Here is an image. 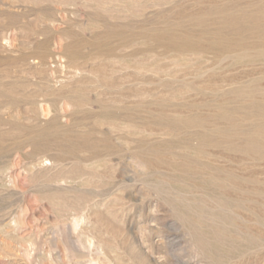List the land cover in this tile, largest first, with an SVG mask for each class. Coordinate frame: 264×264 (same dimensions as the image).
Segmentation results:
<instances>
[{
	"label": "rangeland",
	"instance_id": "obj_1",
	"mask_svg": "<svg viewBox=\"0 0 264 264\" xmlns=\"http://www.w3.org/2000/svg\"><path fill=\"white\" fill-rule=\"evenodd\" d=\"M0 264H264V0H0Z\"/></svg>",
	"mask_w": 264,
	"mask_h": 264
}]
</instances>
